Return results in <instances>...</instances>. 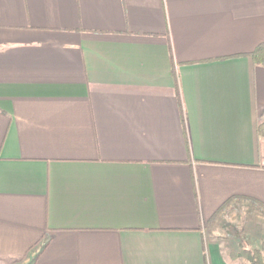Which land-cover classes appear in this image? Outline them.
<instances>
[{
  "label": "crops",
  "instance_id": "crops-1",
  "mask_svg": "<svg viewBox=\"0 0 264 264\" xmlns=\"http://www.w3.org/2000/svg\"><path fill=\"white\" fill-rule=\"evenodd\" d=\"M262 42L264 0H0V264L259 249Z\"/></svg>",
  "mask_w": 264,
  "mask_h": 264
},
{
  "label": "rangeland",
  "instance_id": "rangeland-1",
  "mask_svg": "<svg viewBox=\"0 0 264 264\" xmlns=\"http://www.w3.org/2000/svg\"><path fill=\"white\" fill-rule=\"evenodd\" d=\"M213 227H218V229H221V232L224 233L226 237H210L207 232V242L211 239H216L217 241L213 242L220 243L226 264H250L246 257L241 254H244L246 251H249L252 254V252L255 250L262 252L264 261V239L262 240L261 244H259L261 245L259 249H256L254 247V243L251 242V238L245 236L242 223H238V221H234L232 219L230 221L224 222V224L220 221H213L211 224V229Z\"/></svg>",
  "mask_w": 264,
  "mask_h": 264
},
{
  "label": "trees",
  "instance_id": "trees-1",
  "mask_svg": "<svg viewBox=\"0 0 264 264\" xmlns=\"http://www.w3.org/2000/svg\"><path fill=\"white\" fill-rule=\"evenodd\" d=\"M250 57L253 59L255 65L264 67V42L259 44L255 50L250 53ZM258 134L264 139V122L258 125ZM262 206L264 207V205ZM241 255L246 257L250 264H264L263 254L261 251L255 250L252 254L251 252L246 251Z\"/></svg>",
  "mask_w": 264,
  "mask_h": 264
}]
</instances>
